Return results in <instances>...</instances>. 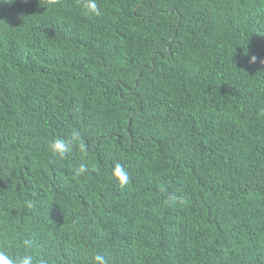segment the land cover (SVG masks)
<instances>
[{
    "label": "trees",
    "instance_id": "trees-1",
    "mask_svg": "<svg viewBox=\"0 0 264 264\" xmlns=\"http://www.w3.org/2000/svg\"><path fill=\"white\" fill-rule=\"evenodd\" d=\"M97 3L0 0V251L264 264V0Z\"/></svg>",
    "mask_w": 264,
    "mask_h": 264
},
{
    "label": "clouds",
    "instance_id": "clouds-1",
    "mask_svg": "<svg viewBox=\"0 0 264 264\" xmlns=\"http://www.w3.org/2000/svg\"><path fill=\"white\" fill-rule=\"evenodd\" d=\"M82 7L88 14L100 15V8L98 6L97 0H81ZM258 57L255 55L251 56L250 63H256ZM260 63L264 64V60H261ZM80 133L78 131H73L69 139L64 138H55L50 141L48 148L49 151L59 159L66 158L72 151L73 146L79 140ZM83 147V145H80ZM88 172V165L81 163L80 166L76 169V176L85 175ZM113 178L119 183L121 187H124L129 182V174L120 163H116L112 169ZM28 206L31 207V203H28ZM26 247L30 246L29 241H24ZM94 264H108V259L105 255L101 253H96L93 256ZM0 264H34L33 256L25 254L23 256H11L6 251H0ZM40 264H49L47 259H42Z\"/></svg>",
    "mask_w": 264,
    "mask_h": 264
}]
</instances>
